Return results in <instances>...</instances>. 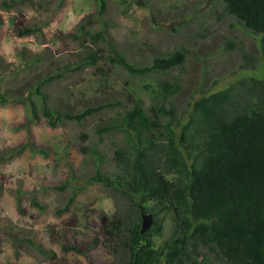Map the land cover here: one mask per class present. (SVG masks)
I'll return each instance as SVG.
<instances>
[{
	"label": "rangeland",
	"instance_id": "rangeland-1",
	"mask_svg": "<svg viewBox=\"0 0 264 264\" xmlns=\"http://www.w3.org/2000/svg\"><path fill=\"white\" fill-rule=\"evenodd\" d=\"M26 28L36 31L19 36ZM99 31L135 65L178 50L185 52L184 61L166 72L131 76L109 61L106 44L93 40ZM262 48V37L227 14L222 0H0V264H125L122 237L107 238L103 230L114 219L130 227L134 208L92 179L98 171L111 174L113 152L123 139L96 129L131 100L148 109L152 91L163 84L174 85L165 105L184 123L200 96L243 79L264 82ZM91 51L101 52L99 63L80 68ZM246 59L256 67L240 70ZM48 76H60L41 88L53 110L120 106L80 125L64 121L52 127L40 115L35 94ZM73 192L76 198L63 212ZM159 218L163 230L153 237L155 249L174 232L169 214ZM70 247L78 252L64 250ZM199 252L201 264H219L214 252Z\"/></svg>",
	"mask_w": 264,
	"mask_h": 264
},
{
	"label": "trees",
	"instance_id": "trees-1",
	"mask_svg": "<svg viewBox=\"0 0 264 264\" xmlns=\"http://www.w3.org/2000/svg\"><path fill=\"white\" fill-rule=\"evenodd\" d=\"M224 10L243 27L262 37L264 58V0H222ZM104 13L101 3L98 16ZM88 26L91 24L87 22ZM85 30L83 24L79 26ZM36 31L26 28L18 35ZM109 49V61L134 77L179 67L183 50L155 57L147 65H135L106 41L104 32L93 34ZM101 52L91 51L80 68L94 67ZM246 59L239 68L256 67ZM60 76L38 82L35 91L40 115L55 127L64 121L78 125L87 117L120 106L108 102L88 106L78 113L53 110L41 88ZM151 104L131 100L117 117L96 129V134H121L123 144L113 152L111 174L96 172L95 182L119 192L134 208L130 227L119 220L104 226L107 238L119 239L125 264H201L200 250L214 252L219 264H264V82L248 78L228 88L196 99L182 122L165 102L174 85H159ZM5 102L1 97V104ZM33 117L38 118L35 111ZM95 159L99 153L91 151ZM76 198L72 193L63 212ZM153 217V226L141 234V212ZM169 214L174 232L157 249L153 237L162 235L159 215ZM65 251L78 252L76 247Z\"/></svg>",
	"mask_w": 264,
	"mask_h": 264
},
{
	"label": "water",
	"instance_id": "water-1",
	"mask_svg": "<svg viewBox=\"0 0 264 264\" xmlns=\"http://www.w3.org/2000/svg\"><path fill=\"white\" fill-rule=\"evenodd\" d=\"M141 218V228H140V233L144 234L148 230H150L153 226V217L151 214H146L144 212H141L140 214Z\"/></svg>",
	"mask_w": 264,
	"mask_h": 264
}]
</instances>
